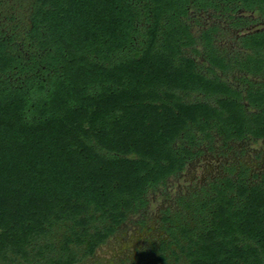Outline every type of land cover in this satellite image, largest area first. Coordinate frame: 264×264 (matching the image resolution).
<instances>
[{
	"label": "trees",
	"instance_id": "16d2710c",
	"mask_svg": "<svg viewBox=\"0 0 264 264\" xmlns=\"http://www.w3.org/2000/svg\"><path fill=\"white\" fill-rule=\"evenodd\" d=\"M208 11L247 25L235 14L264 18V0H0V262L74 264L184 169L198 137L264 138V82L243 94L217 73L263 77L264 28L228 60L217 27H192ZM208 194L186 204L195 226L168 228L189 264H264V174Z\"/></svg>",
	"mask_w": 264,
	"mask_h": 264
},
{
	"label": "rangeland",
	"instance_id": "374dc122",
	"mask_svg": "<svg viewBox=\"0 0 264 264\" xmlns=\"http://www.w3.org/2000/svg\"><path fill=\"white\" fill-rule=\"evenodd\" d=\"M195 16L200 18L199 23L195 22L192 26L196 33L200 30L199 25L216 23L223 27L214 36V41L219 50L226 54L237 49L240 36L264 28V18L243 11L237 12L235 16L244 17L246 21L251 18L253 20H249L247 25L237 27L232 25L233 19L222 13L208 11ZM200 50L201 54L191 55L196 57L200 70L207 72L202 47ZM195 96L196 94L193 95ZM205 100L212 102L211 98ZM196 129L193 131L197 134ZM192 151L195 154L189 157L182 171L169 177L163 184L151 188L145 196L144 206L128 212L125 220L92 254L81 253L80 259L74 264H161L158 258L163 252V243L167 264H175L172 250H176L180 257L176 264H189L186 254L181 252L168 231L172 224L170 221L174 222V226L181 222L195 226L197 220L186 204L195 199H209L211 196L208 193L212 184L227 175L236 178L244 169L247 180L251 183L257 182L264 172V138L245 137L225 141L221 135L214 133L212 139L198 137ZM63 233L64 227L61 225L53 228L51 239L56 244V250L62 242ZM10 264L37 263L13 261Z\"/></svg>",
	"mask_w": 264,
	"mask_h": 264
},
{
	"label": "flooded vegetation",
	"instance_id": "af4514ba",
	"mask_svg": "<svg viewBox=\"0 0 264 264\" xmlns=\"http://www.w3.org/2000/svg\"><path fill=\"white\" fill-rule=\"evenodd\" d=\"M251 20H253L252 18H251ZM193 22V21H192ZM233 25V24H232ZM236 26V25H235ZM210 27H212V28H215V27H217V31L216 32H214V36H216L217 35V33L223 28L222 26H220V25H218V24H211V25H203V26H200L199 25V28L200 29H205V28H210ZM237 27V26H236ZM251 32V31H250ZM246 34V33H245ZM243 36V35H242ZM242 36H240V39H241V37ZM240 39H239V41H240ZM214 40H215V37H214ZM214 44H215V41H214ZM216 46V45H215ZM216 49L218 50V53H220V54H222L224 57H226L228 60H235L237 57H242V55H243V53H242V51H243V49H242V47H241V43L239 42V45H238V47H237V49L236 50H234V52H230V53H228V54H226V53H224V52H222L221 50H219V48L216 46ZM226 52V51H225ZM204 56H205V58H206V52L204 51ZM207 60V59H206ZM207 70H208V65H210L208 62H207ZM232 68H234V67H232ZM230 69V70H228V71H226V72H224V71H221V70H217V73L223 78V79H225V80H227L231 85H233V86H235L236 88H238V89H240L241 90V88H242V92H243V94H245L246 93V91L251 87V85L250 84H254V87L255 86H257V84H259V83H261V82H264V75H263V77H252L251 78V80H250V82H244V80L242 79V77H243V75H245V73L244 72H240V71H238V70H236L235 68L234 69ZM209 71V70H208ZM207 71V72H208ZM246 106H247V103H246ZM233 140V139H232ZM263 174H264V172H263ZM263 174H261L260 176H262Z\"/></svg>",
	"mask_w": 264,
	"mask_h": 264
}]
</instances>
